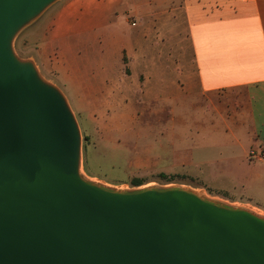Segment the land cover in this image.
I'll use <instances>...</instances> for the list:
<instances>
[{"label":"water","instance_id":"1","mask_svg":"<svg viewBox=\"0 0 264 264\" xmlns=\"http://www.w3.org/2000/svg\"><path fill=\"white\" fill-rule=\"evenodd\" d=\"M56 1L0 0V264H264V223L186 185L131 200L76 178L82 138L69 102L14 48Z\"/></svg>","mask_w":264,"mask_h":264},{"label":"crops","instance_id":"2","mask_svg":"<svg viewBox=\"0 0 264 264\" xmlns=\"http://www.w3.org/2000/svg\"><path fill=\"white\" fill-rule=\"evenodd\" d=\"M55 3L30 24L48 12L21 45L70 102L85 96L81 109L94 112L116 110L125 94L166 105L183 101L174 103L188 111L175 149L184 164L203 169L213 164L214 151L220 154L214 159L264 169V0ZM122 16L128 33L118 36L111 30ZM102 39L113 56L102 51L91 58L88 46ZM124 50L132 56L131 73L124 71ZM229 144L234 148L226 156Z\"/></svg>","mask_w":264,"mask_h":264},{"label":"rangeland","instance_id":"3","mask_svg":"<svg viewBox=\"0 0 264 264\" xmlns=\"http://www.w3.org/2000/svg\"><path fill=\"white\" fill-rule=\"evenodd\" d=\"M47 13L37 24L28 25L15 38L14 48L19 57L27 59L28 53L21 41L31 30L43 25ZM123 18L121 25H113L111 30L118 36L128 33ZM128 20L134 25L133 21L137 20L134 11L128 13ZM88 51L91 58H98L102 51L111 52L113 56V49H107L103 39L92 41ZM131 58L127 50L122 52L126 73H131ZM65 96L81 129L82 166L88 176L128 187H132L131 179L135 177L144 178L145 183L196 187L211 196L250 205L264 212V169L259 166L244 168L239 165V160H225L219 156L214 159L213 154L220 155L214 151L209 153L213 164L203 169L181 161L180 152L175 149L182 146L181 126L186 123L188 111L181 110L180 105L174 102L183 101L166 105L164 101L152 102L146 96L125 94L119 96L118 102L123 103L116 110L89 112L81 109L85 96H78L76 105ZM76 106L80 109H75ZM221 109L225 108L221 106ZM191 112L196 113V110ZM155 139H158L157 144ZM232 146L229 144L226 156L230 155ZM220 170L225 173L213 174V171Z\"/></svg>","mask_w":264,"mask_h":264},{"label":"bare ground","instance_id":"4","mask_svg":"<svg viewBox=\"0 0 264 264\" xmlns=\"http://www.w3.org/2000/svg\"><path fill=\"white\" fill-rule=\"evenodd\" d=\"M35 79L39 84L44 85L42 81L39 80L37 77ZM72 171L76 176V178L83 185L96 188L108 194L118 195L126 199L134 200L146 196L148 194H154L157 198L163 199L174 192L173 189L174 184L172 183H167V184L144 183L142 185L132 186V187H128L124 185H112L106 183L95 177L88 176L83 171L81 158H78L74 162L72 166ZM186 189L189 195L199 199L204 203L212 205L213 207L219 210L225 211L226 213L229 214H233V213L246 214L253 220L264 223V212L250 205L228 202L226 200L211 196L200 188L188 186Z\"/></svg>","mask_w":264,"mask_h":264},{"label":"trees","instance_id":"5","mask_svg":"<svg viewBox=\"0 0 264 264\" xmlns=\"http://www.w3.org/2000/svg\"><path fill=\"white\" fill-rule=\"evenodd\" d=\"M87 139V136H86ZM163 177H167V175L162 174ZM168 182H172L171 180H169ZM145 183V179L144 178H139V177H135L131 179V185L132 186H139Z\"/></svg>","mask_w":264,"mask_h":264},{"label":"built area","instance_id":"6","mask_svg":"<svg viewBox=\"0 0 264 264\" xmlns=\"http://www.w3.org/2000/svg\"><path fill=\"white\" fill-rule=\"evenodd\" d=\"M133 24L135 25V22Z\"/></svg>","mask_w":264,"mask_h":264}]
</instances>
